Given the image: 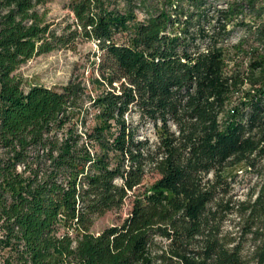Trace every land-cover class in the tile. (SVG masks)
Instances as JSON below:
<instances>
[{
	"label": "trees",
	"instance_id": "16d2710c",
	"mask_svg": "<svg viewBox=\"0 0 264 264\" xmlns=\"http://www.w3.org/2000/svg\"><path fill=\"white\" fill-rule=\"evenodd\" d=\"M52 1L0 0V264H264V0ZM88 42L96 76L16 75Z\"/></svg>",
	"mask_w": 264,
	"mask_h": 264
},
{
	"label": "rangeland",
	"instance_id": "374dc122",
	"mask_svg": "<svg viewBox=\"0 0 264 264\" xmlns=\"http://www.w3.org/2000/svg\"><path fill=\"white\" fill-rule=\"evenodd\" d=\"M66 0H53L51 3L40 7L39 11L45 14L46 21L52 29L60 31L64 26L73 21V15L66 8ZM235 41V39H234ZM97 48L94 43H80L75 50L60 49L49 54L34 57L20 67L16 75L23 81L24 87L39 85L52 89H59L74 79H87L91 73L96 76L94 65ZM144 136L154 140L153 129L147 125L143 131ZM255 176H247L236 187L237 198L244 200L245 195L258 181ZM151 181L148 177L145 183ZM131 201L128 199L124 206L117 211H111L95 220L91 229L93 234H99L106 228L120 225L129 215Z\"/></svg>",
	"mask_w": 264,
	"mask_h": 264
}]
</instances>
